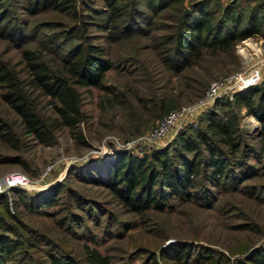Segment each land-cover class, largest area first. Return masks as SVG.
<instances>
[{"label": "rangeland", "instance_id": "1", "mask_svg": "<svg viewBox=\"0 0 264 264\" xmlns=\"http://www.w3.org/2000/svg\"><path fill=\"white\" fill-rule=\"evenodd\" d=\"M0 1L11 12L8 24L1 26L11 29L0 35V57L22 76L27 73L23 49L36 50L55 66L72 53L70 37L76 32L68 34L65 27L75 23L70 16L50 8L30 14L27 8L33 0ZM183 1L187 14L191 2L193 7L205 0ZM231 1L212 0L216 3L206 9L217 11L212 15L213 24L220 17L218 11L222 13ZM133 2L126 0V11L133 9ZM80 3L82 10L90 9L86 12L90 15L88 20L95 23L89 30L91 42L109 50L114 68L107 72L105 83L115 92L96 88L84 92L85 121L74 133L63 129L57 133L53 145H44L23 133L20 118L2 100L0 89V119L16 133L14 142L0 136V178L18 172L28 175L33 182V189L25 190L29 200L22 201L21 194L16 193L7 196L8 203L12 202L9 208L12 217L3 214L0 202L3 224L19 234L10 232V235L28 242L8 264H52L48 251L55 250L46 245L48 240L56 250L70 251L77 259L88 244L109 256L111 264H182L173 257L171 250L175 244L192 245V254L183 264H245L247 255L264 245L263 162L248 157L247 175H250L246 179H225L210 189L209 197H197L190 203L174 200L175 211L130 213L105 184L114 171L117 151L138 153L165 148L180 133L181 129L178 131L175 126L159 144L145 145L141 138L149 135L164 118L156 117L158 113L151 108V99L162 95L167 101L177 99L181 108L176 111H181L195 105L214 81L253 64H264V17L257 34L236 42L230 51L205 55L192 68L169 78L160 53L166 47L162 46L164 38L177 32L179 21L174 12L166 10L153 18L146 8L145 18L152 24L145 23L143 29L150 31V36L140 35V28L135 27V37L112 44L106 39L107 33L97 27L105 23V1L80 0ZM234 4L235 11H244L245 17L252 8H263L262 0H234ZM262 75L264 84V69ZM48 100L40 98L43 110L50 113ZM210 108L198 116L196 127L191 120L184 127L202 129L205 125L202 119ZM236 113L246 142L258 147L260 122L247 115L244 108ZM49 166L53 167L51 172L41 180ZM59 189L62 190L55 193L56 205L34 208L33 197Z\"/></svg>", "mask_w": 264, "mask_h": 264}, {"label": "trees", "instance_id": "2", "mask_svg": "<svg viewBox=\"0 0 264 264\" xmlns=\"http://www.w3.org/2000/svg\"><path fill=\"white\" fill-rule=\"evenodd\" d=\"M104 1L107 6L105 23L97 27L107 33L106 39L112 44L135 37V27L140 28V35L149 37L151 32L143 29L145 23L152 24L145 18L148 15L147 9L153 18L159 17L166 10L174 12L175 19L179 21L177 32L164 38L162 46L166 47L160 53L169 78L192 68L205 55L230 51L236 42L257 34L260 19L264 17V14L261 15L263 0V8H252L247 17L244 11H235L232 0L226 4L222 13L218 11L220 17L214 24L212 15L214 12L217 14V11L206 9L216 3L212 0L201 1L193 7L191 2L187 14L183 0H134L131 11H126V0ZM81 6L80 0H33L27 8L30 14L50 8L74 20L72 26H65L68 34L76 32V35L70 37L73 42L72 53L64 57L61 64L52 65L36 50L26 48L22 50V57L27 73L22 76L20 71L0 57L2 100L20 118L23 133L44 145H53L57 133L63 129L68 128L74 133L85 121L84 92L92 88L107 93L115 92L113 87L105 83L107 72L114 68L109 50L91 42L89 30L95 23L88 20L90 15L86 12L90 9L82 10ZM10 16L11 12L0 1L2 36L11 29L9 26L1 28L3 24H8ZM14 30V34H18L17 27ZM54 40H57L56 36ZM41 97L49 99L50 113L43 110ZM151 104V108L158 113V119L181 108L177 99L167 101L163 95L151 99ZM241 108L261 124V134L256 138L258 147L248 144L238 127L236 111ZM202 122L205 124L202 129L182 128L168 147L138 153L117 151L114 171L105 185L128 212L145 214L151 210L175 211L174 200L190 203L197 197H209L207 193L210 189L225 179H246L250 175H247L250 168L248 157L264 164V84L239 91L232 100L227 97L217 100ZM0 136L9 142H14L16 137L13 129L2 119ZM61 190L33 197L32 205L34 208L56 205L55 193ZM15 193L21 194L22 201L29 200L27 191L15 189L12 194ZM0 202L3 214L12 217L7 196H2ZM0 229L4 231L0 233V264H8L14 254L23 250L28 242L12 237L10 232L19 234L4 225L1 218ZM46 245L55 250L48 251L52 264H111L109 256L88 244L84 246L79 259L70 251L56 250L50 240ZM173 246L171 251L174 259L180 260L182 264L183 261L188 262L192 245ZM245 264H264V245L262 249L248 254Z\"/></svg>", "mask_w": 264, "mask_h": 264}, {"label": "built area", "instance_id": "3", "mask_svg": "<svg viewBox=\"0 0 264 264\" xmlns=\"http://www.w3.org/2000/svg\"><path fill=\"white\" fill-rule=\"evenodd\" d=\"M263 69L264 64L256 63L244 71L214 81L205 95L195 105L183 108L181 111L169 113L149 135L142 137L141 140L146 146L157 145L171 128L178 126L179 131L186 125L187 120H191L193 127H196L199 121L198 116L205 113L217 100L223 97L232 100L237 92L260 84L263 81ZM52 168V166H49L44 171L41 180L47 178ZM15 189L31 190L33 189V182L28 175L18 172L0 178V199L4 195L9 197ZM8 204L11 208L12 202L9 201Z\"/></svg>", "mask_w": 264, "mask_h": 264}]
</instances>
